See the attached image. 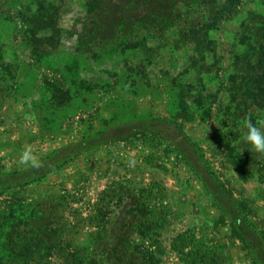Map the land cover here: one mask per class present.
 Returning a JSON list of instances; mask_svg holds the SVG:
<instances>
[{
    "label": "rangeland",
    "instance_id": "1",
    "mask_svg": "<svg viewBox=\"0 0 264 264\" xmlns=\"http://www.w3.org/2000/svg\"><path fill=\"white\" fill-rule=\"evenodd\" d=\"M233 1L199 80L175 29L100 51L82 43L87 0H0V264H264L204 186L264 236V154L226 106L264 0ZM39 7L58 8V36L33 30Z\"/></svg>",
    "mask_w": 264,
    "mask_h": 264
},
{
    "label": "trees",
    "instance_id": "2",
    "mask_svg": "<svg viewBox=\"0 0 264 264\" xmlns=\"http://www.w3.org/2000/svg\"><path fill=\"white\" fill-rule=\"evenodd\" d=\"M87 4L90 22L81 38L83 44L91 47L95 44L100 51H122L132 46L140 32L156 39L175 29L178 40L193 46L197 53L193 58L197 61L195 67L199 80L203 79L201 74L209 66L208 54L215 53L216 41L211 29L237 13L233 0H87ZM52 9L53 12L39 7L31 25L33 30L50 28L54 38L60 34V28L56 20L58 8ZM244 30L246 45L235 58V73L228 79L227 115L229 124L237 126L238 121L244 120L261 127L258 111L264 109V13H253L249 26L246 25ZM142 41L145 43V39ZM8 75L13 77L11 70ZM206 184L204 186L216 203L222 204L221 195L232 201L228 207H221L230 215L233 232L238 233L249 248L259 246L251 254L255 260L262 259L264 236L248 216L243 203L233 198L217 177L216 186Z\"/></svg>",
    "mask_w": 264,
    "mask_h": 264
},
{
    "label": "clouds",
    "instance_id": "3",
    "mask_svg": "<svg viewBox=\"0 0 264 264\" xmlns=\"http://www.w3.org/2000/svg\"><path fill=\"white\" fill-rule=\"evenodd\" d=\"M264 124V121L261 122ZM247 131L243 136L245 142L250 145L249 151L255 150L258 153L264 154V130L261 127H257L251 122H246ZM18 163L21 165L37 163L36 157L33 155L30 147L25 149L18 156Z\"/></svg>",
    "mask_w": 264,
    "mask_h": 264
}]
</instances>
